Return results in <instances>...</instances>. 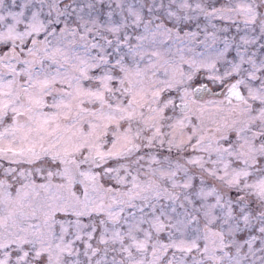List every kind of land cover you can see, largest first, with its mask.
<instances>
[{"label":"snow or ice","instance_id":"6c2138e0","mask_svg":"<svg viewBox=\"0 0 264 264\" xmlns=\"http://www.w3.org/2000/svg\"><path fill=\"white\" fill-rule=\"evenodd\" d=\"M0 264H264V0H0Z\"/></svg>","mask_w":264,"mask_h":264}]
</instances>
